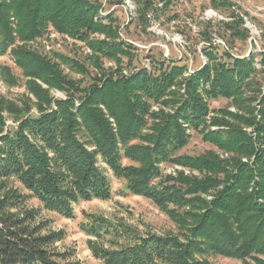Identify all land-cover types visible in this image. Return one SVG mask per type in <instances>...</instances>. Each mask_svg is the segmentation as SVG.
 Masks as SVG:
<instances>
[{
  "label": "trees",
  "instance_id": "1",
  "mask_svg": "<svg viewBox=\"0 0 264 264\" xmlns=\"http://www.w3.org/2000/svg\"><path fill=\"white\" fill-rule=\"evenodd\" d=\"M133 2L141 23L155 10L150 0ZM211 6L229 3L212 0ZM99 10L93 0H0V55H10L28 94L20 105L0 96V264L64 259L51 249L63 233H43L38 209L20 208L29 196L8 188L9 180L16 178L44 209L72 218V203L111 198L98 158L126 192L151 200L179 230L106 249L101 239L119 227L82 212L80 228L95 239L88 247L103 264H211V256L264 264V91L256 81L254 56L235 58L205 48L207 62L188 76L185 66L155 59L150 69L123 74L120 63L127 58L130 65L132 46ZM240 20L225 27L243 39ZM52 32L85 44L100 76L81 85L64 68L87 74L84 64L31 48ZM94 34L103 39L90 38ZM102 59L116 61V70L103 71ZM0 77L17 84L8 66L0 68ZM52 90L65 98L54 99ZM218 99L229 100L237 112L211 108ZM2 112L15 128L5 130ZM189 131L226 157L215 151L179 154ZM122 159L132 164L123 165ZM163 163L198 175L163 174Z\"/></svg>",
  "mask_w": 264,
  "mask_h": 264
},
{
  "label": "rangeland",
  "instance_id": "2",
  "mask_svg": "<svg viewBox=\"0 0 264 264\" xmlns=\"http://www.w3.org/2000/svg\"><path fill=\"white\" fill-rule=\"evenodd\" d=\"M93 1H97L100 5L99 17L105 18L110 15L119 27V39L132 46L133 58L130 65L126 66L127 58H123L120 63L123 74L143 67L150 69L151 59H155L165 61V65L185 66L187 68L185 76H188L207 62L203 54L206 48L219 55L227 52L235 58L254 56V66L260 70L256 81L264 91V73L261 72L264 69L261 65L264 56V0H215L229 3V6L218 9L211 6L212 0H150L155 10L147 13L143 23L137 20L136 5L133 0ZM238 19H241L239 28L245 31L243 39L237 38L225 27V24L235 23ZM52 33L54 34L51 36L45 35V41L39 39L32 43L31 48L49 56L51 52H57L84 64L87 74L72 73L64 68V73L73 80H79L81 85H88L93 77L100 76L101 73L89 59L92 52L85 44L68 35ZM90 38L101 40L103 35L94 34ZM2 66L10 68L12 75L17 79V84L10 86L0 77V96L20 105L22 99L28 95L25 89L26 79L14 65L9 54L0 55V68ZM117 66L116 61L101 60L100 67L103 71H114ZM50 94L54 99L65 98L62 92L52 90ZM254 104H257V101ZM210 107L213 109L228 107L229 111L237 112L230 101L225 99L211 101ZM152 110L157 111V107ZM31 114H35V109H32ZM2 117L5 130H11L17 126L6 112H2ZM250 130L247 129V131ZM188 133L191 135L189 142L179 154L196 156L207 151H215L221 158L226 157L204 142L198 133L194 131ZM122 164L132 163L122 159ZM97 166L110 181L111 198L80 200L78 203H72L74 212L72 218H65L56 212L44 209L16 178L9 180L8 188L29 196L20 208L38 209L36 223L45 224L43 233H63L62 239L56 241L51 248L63 254L64 259L60 261V264H103L101 260L93 256L88 247L87 242L95 239L87 236L80 228V223L84 219L82 212L102 216L119 227L117 232L105 235L101 239L106 249L127 246L138 238L147 237L148 234L178 235L179 230L175 223L151 200L126 192L123 182L114 177L100 158L97 160ZM160 167L163 174H172L175 170H181L186 175H198L197 172H190L188 169L177 168L170 164L163 163ZM157 181L154 180V183ZM207 198L210 199V197ZM208 260L211 264H243L241 261L220 256H211Z\"/></svg>",
  "mask_w": 264,
  "mask_h": 264
},
{
  "label": "built area",
  "instance_id": "3",
  "mask_svg": "<svg viewBox=\"0 0 264 264\" xmlns=\"http://www.w3.org/2000/svg\"><path fill=\"white\" fill-rule=\"evenodd\" d=\"M51 34H54V33H50L49 35H47V36H51ZM42 41H45L46 40V37L45 38H43V39H41ZM154 108H156V107H153L152 109H154ZM178 168V167H177ZM172 174H174V172L172 173Z\"/></svg>",
  "mask_w": 264,
  "mask_h": 264
}]
</instances>
